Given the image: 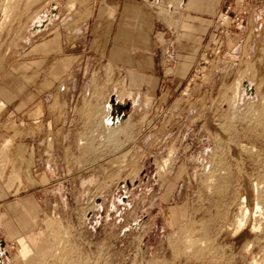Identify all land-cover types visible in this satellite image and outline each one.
I'll list each match as a JSON object with an SVG mask.
<instances>
[{
	"label": "rangeland",
	"instance_id": "rangeland-1",
	"mask_svg": "<svg viewBox=\"0 0 264 264\" xmlns=\"http://www.w3.org/2000/svg\"><path fill=\"white\" fill-rule=\"evenodd\" d=\"M102 2L0 0V264H264V0Z\"/></svg>",
	"mask_w": 264,
	"mask_h": 264
},
{
	"label": "crops",
	"instance_id": "crops-1",
	"mask_svg": "<svg viewBox=\"0 0 264 264\" xmlns=\"http://www.w3.org/2000/svg\"><path fill=\"white\" fill-rule=\"evenodd\" d=\"M114 2H115V0H103L102 3H103L105 11L112 12V10L114 8V4H115ZM137 3H138L137 1H131V2L127 1L125 3V6L128 5V8H130V13H128V12L124 13L125 14L124 17L130 15L131 13H136L137 16H139V17L142 16L143 11L141 10V7L139 5H137ZM124 8H126V7H124ZM123 9H122V11H123ZM122 11H121V13H122ZM145 21H148V19L145 18ZM145 21H143V19H140V22L137 23L136 27L133 30H131V31L136 30L135 33L130 35L129 32H131V31L126 30L125 31L126 33H121V32H119L118 34L116 33L117 35L115 34L116 36L114 39H115V42H120V39L124 40V42H128L132 46L137 47L138 49L143 51V55L138 56L136 51L130 50V53H133V55H131L132 56L131 60L137 61L142 68L148 67V68L153 69L155 66V59H153L152 56H153L154 51H155V45H154V42H153L152 37H151V34H152L151 25ZM99 32L103 33V35H106L108 33L107 29L103 28V27L100 29ZM114 44H115V46H118L117 45L118 43H114ZM114 49H115L116 53H118V51L120 50L119 48H114ZM147 55H151V58H148ZM147 61H148V63H147Z\"/></svg>",
	"mask_w": 264,
	"mask_h": 264
},
{
	"label": "bare ground",
	"instance_id": "bare-ground-1",
	"mask_svg": "<svg viewBox=\"0 0 264 264\" xmlns=\"http://www.w3.org/2000/svg\"><path fill=\"white\" fill-rule=\"evenodd\" d=\"M240 228H241V224H240V222H239L238 225H237V231H238ZM23 251H24V248H23Z\"/></svg>",
	"mask_w": 264,
	"mask_h": 264
},
{
	"label": "water",
	"instance_id": "water-1",
	"mask_svg": "<svg viewBox=\"0 0 264 264\" xmlns=\"http://www.w3.org/2000/svg\"><path fill=\"white\" fill-rule=\"evenodd\" d=\"M127 107H128V105H127Z\"/></svg>",
	"mask_w": 264,
	"mask_h": 264
}]
</instances>
